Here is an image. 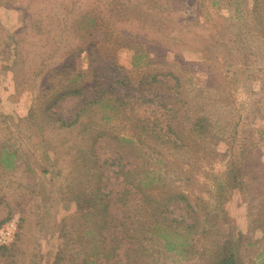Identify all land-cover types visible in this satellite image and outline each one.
<instances>
[{
	"label": "rangeland",
	"instance_id": "obj_1",
	"mask_svg": "<svg viewBox=\"0 0 264 264\" xmlns=\"http://www.w3.org/2000/svg\"><path fill=\"white\" fill-rule=\"evenodd\" d=\"M36 1L22 17L24 1L0 0V231L16 224L0 264H90L85 214L99 185L124 186L118 156L129 185L187 196L162 222L134 194L125 225L141 246L121 243L123 263L264 264V0H77L90 22L58 13L74 0ZM96 30L122 74L87 77L85 53L70 54ZM100 77L114 108L69 92Z\"/></svg>",
	"mask_w": 264,
	"mask_h": 264
},
{
	"label": "trees",
	"instance_id": "obj_2",
	"mask_svg": "<svg viewBox=\"0 0 264 264\" xmlns=\"http://www.w3.org/2000/svg\"><path fill=\"white\" fill-rule=\"evenodd\" d=\"M14 1H20L25 2L24 9H23V16H29V14L25 13V10L27 9H34L35 12L39 10L38 3L36 0H13ZM86 6V3H80L77 0L71 1L70 5H66L64 3H59L58 13L67 12L68 10H73L75 13L71 17V21L78 20V18L85 17L88 22H90V17L88 16L90 9L86 6L85 9L83 7ZM58 22L56 25H60V22L63 20L62 17H56ZM91 26V24H89ZM94 29H103V23L101 18L98 19L97 27H94ZM39 31V26L37 28V32ZM53 29H49L47 33L52 32ZM97 34V30L95 31ZM94 32V34H95ZM17 33V32H16ZM35 35V34H34ZM92 36L91 33H87L86 36L83 39V44L76 45L74 48L70 49V54L74 55V50L78 49V53H85L81 59H88L86 62L88 65V73L89 75L87 77H94L97 78V76H101L102 70H112L116 73H120L124 70L121 66L117 64L115 61V58L112 59V57H102L101 54L103 50L99 47V45H96L97 42L101 43L103 39H105V34H97L96 38L90 39ZM101 36L102 41L98 38ZM55 38L52 36L50 39L52 40ZM17 40V39H16ZM54 41V40H53ZM57 42V41H56ZM55 42V43H56ZM59 42V41H58ZM54 43V44H55ZM98 44V43H97ZM68 66V65H67ZM76 79L77 77H80V74L75 75ZM75 79V80H76ZM74 81V80H73ZM104 81V79H103ZM102 78L100 77V81H97L96 84L88 85L87 83H83L78 88L72 89V94H79L85 89H89L92 92L88 93L89 95L83 96V105H92L93 103H100V107H113L114 105H109L106 99V94L108 91L104 89L103 86H101ZM107 83L108 89H111V85ZM112 92L114 94L118 95V92L112 89ZM63 95V93H62ZM87 99V100H86ZM86 100V101H85ZM120 101L119 107L124 108V99L118 97L114 98V103L117 101ZM112 102V101H111ZM85 103V104H84ZM113 103V102H112ZM114 108V107H113ZM83 111V106L79 108L77 114L75 115V118H73L71 121H62L60 124V127H63L65 129H72L75 127V124L77 123L78 119L82 117L81 112ZM85 112V111H84ZM128 146H122L121 154L125 155V153L128 152L126 149ZM80 149V147H79ZM78 149V150H79ZM118 156V159L124 161L119 162L120 169L116 172L117 176L115 177L118 182L124 183V186L119 191H115L114 189L110 188L108 191L104 192L100 190V185L97 187L94 196L98 198V203H92L89 206L88 212L85 214V218L88 217V219H94V221L97 223V233L94 235L91 232V239H89V243H91V252L89 256H92L90 264H98V262H102L103 259L108 260L109 264H130V262L123 263V259L119 258V255L117 253V250L121 249V243L123 242H129V246L136 243L138 245L139 238L135 237L134 235H128L127 232V226L126 219L129 218V211L127 210V205L129 201L136 195H141L140 201L142 204H145L144 209H146L150 215L158 213V215L163 216L161 218V221L164 222L167 217L165 215L167 213H170L168 211V206L176 201V200H182L187 199V196L184 195L181 192H177L176 189H171V187H168L167 190H164L162 187H158L155 185H152V180H149L147 182H142L140 179L137 183L134 185H129L131 183V180L133 177H136L138 174L134 171H131L130 169H125V160L124 157ZM101 167H104L101 165ZM122 176V178H121ZM108 179V178H107ZM97 183H101L100 180L97 181ZM102 186V185H101ZM103 187V186H102ZM105 187V186H104ZM133 187V188H132ZM114 198V199H113ZM118 202L120 203V206L123 208L120 209L122 211V216H119L118 209ZM148 203V206L146 204ZM176 221V220H174ZM141 246V245H138ZM169 242L166 241L163 247L170 248ZM140 248H135V251H138ZM129 251L130 249L127 248ZM61 251V250H60ZM133 251V250H132ZM133 252V253H134ZM132 253V255H133ZM60 256L57 257V259ZM85 260V259H83ZM235 263L234 255L231 253L227 258L222 259L220 262L221 264H227V262ZM228 264H231V263ZM83 264V262L81 263Z\"/></svg>",
	"mask_w": 264,
	"mask_h": 264
},
{
	"label": "built area",
	"instance_id": "obj_3",
	"mask_svg": "<svg viewBox=\"0 0 264 264\" xmlns=\"http://www.w3.org/2000/svg\"><path fill=\"white\" fill-rule=\"evenodd\" d=\"M16 229V224L14 222H11L7 227L1 230L0 232V244H4L6 239L8 238L10 233H13V230L15 231Z\"/></svg>",
	"mask_w": 264,
	"mask_h": 264
}]
</instances>
